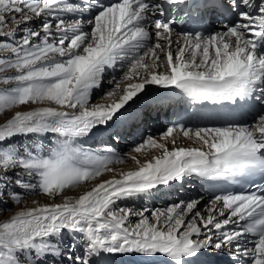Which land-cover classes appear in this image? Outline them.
Instances as JSON below:
<instances>
[{"label": "snow or ice", "instance_id": "6c2138e0", "mask_svg": "<svg viewBox=\"0 0 264 264\" xmlns=\"http://www.w3.org/2000/svg\"><path fill=\"white\" fill-rule=\"evenodd\" d=\"M210 16L222 31L205 34ZM9 23L19 38L5 31ZM177 24L191 27L173 41ZM0 38L10 54L0 58V72L13 70L2 81L10 87L0 90V113L55 105L17 111L0 124V203L55 199L114 172L110 165L123 159L107 145L146 121L169 95L158 89L212 105L221 120L174 123L159 138L141 137L132 152L161 155L144 163L132 156L136 170L0 222V264H122L132 257L217 264L224 256L229 264H264V0H0ZM118 65L122 76L108 79L112 87L98 96L105 102H90ZM177 133L200 146L176 147ZM94 138L105 146L85 148ZM169 139L171 150L160 142ZM236 177L249 182L222 189L203 209L191 198L163 208L119 203L163 195L191 178Z\"/></svg>", "mask_w": 264, "mask_h": 264}, {"label": "bare ground", "instance_id": "6f19581e", "mask_svg": "<svg viewBox=\"0 0 264 264\" xmlns=\"http://www.w3.org/2000/svg\"><path fill=\"white\" fill-rule=\"evenodd\" d=\"M6 20H8V21H10L11 20V16L10 15H8V14H6ZM38 21H34V23H37ZM12 26H14V27H17L15 24H8L7 26H6V28H5V31H8V30H10V28H12ZM21 27V26H20ZM14 30L16 31V33H17V38H19V36L21 35V33H20V31H19V29L18 28H14ZM1 40H5V38H0ZM2 42V41H1ZM4 42V41H3ZM7 42H12L11 40H8ZM0 56H5V59H7L9 56H10V54L8 53H6V50H3V49H0ZM3 53V54H2ZM117 69H118V71H120V70H123L124 71V69L121 67L120 68V65H118L117 66ZM122 71V72H123ZM2 73H4V71L2 72ZM11 74H13V72H12V70H8V72H5V74L4 75H8V76H10ZM122 76V75H121ZM107 85H110V84H107ZM122 87H123V85H122ZM153 88H156L157 86H152ZM103 88H104V85H103ZM103 88L101 89V90H103ZM158 90H161V92H164L165 91V89H158ZM98 91H100V90H94L93 91V96L98 92ZM92 96V97H93ZM92 99V98H91ZM90 102H92V100L90 101ZM105 101H97V102H95V103H104ZM166 102L165 101H163L162 102V104H161V106H163V104H165ZM46 106H53V107H55L54 105H49V104H47V103H45V104H33V105H31V106H24V107H22L20 110H18V111H24V110H33V109H36V108H39V107H46ZM154 107H157V106H155L154 105ZM14 111H12V113H10L9 115H7L6 114V118H4V117H2V120H4L5 119V122L7 121V119H9V118H11V116H13L14 114ZM4 122V123H5ZM147 123H146V121L145 122H143V123H141L139 126H138V128H140V127H145V129L147 128ZM151 130H153V128L151 129ZM152 133V132H151ZM135 134V133H134ZM137 135V134H136ZM132 136V135H131ZM161 136V135H160ZM160 136H157L156 138H159ZM92 140V139H91ZM91 140H88V142H90ZM95 140H97V138H94L93 139V141H95ZM137 140H139V139H137ZM136 140V141H137ZM130 141H131V139H130ZM129 141V142H130ZM87 142V143H88ZM125 142V141H124ZM128 142V143H129ZM160 142H162V143H165L166 145H167V147L171 150L172 149V142H171V139H169L168 141H160ZM45 143H47V141H45ZM175 143H176V147H199L200 146V143L198 142V141H194V140H192V142H189V141H187V138H185V137H183V136H180V135H178V134H175ZM84 145H86V144H84ZM127 145H132L131 143H129V144H127ZM129 146H128V148H129ZM85 148H86V146H85ZM88 148V147H87ZM159 155H161V153H160V151L159 150H155V149H150V150H148L146 153H144V154H136V153H132V152H130V153H128V154H126L125 156L123 155L122 156V159H124V161H126L124 164L122 163V164H120V163H116V164H113V165H110V167L111 168H114L115 169V172H108V173H105V174H103L101 177H99L97 180H95V181H92V182H85V183H83L82 185H80L79 187H77V189H78V191H76L75 193H73L72 195V197L69 195L70 194V192H69V190H65V192H64V194H65V196L66 197H70V198H78L79 197V195H81V194H83L85 191H87V190H89L92 186H94L96 183H99V182H101V181H103V180H107V179H111L112 177H113V175L114 174H119V173H122V172H127V171H131V170H136V168H137V165H136V163L134 162V164L133 163H131V162H129V161H131L132 159H131V157L132 156H136V158L137 159H139L140 160V162L141 163H144L146 160H150V159H152L153 157H155V156H159ZM125 158H126V160H125ZM112 173V174H111ZM190 180V182H191V179H189ZM187 183H188V181L187 182H185L184 184H183V186H184V188L186 187L185 185H187ZM81 190V191H80ZM187 190V189H186ZM198 191V190H197ZM171 192V191H170ZM179 193H180V191H178ZM198 193V192H197ZM44 198V197H43ZM45 199V198H44ZM63 199L64 198H62L60 201H62L63 202ZM138 199L139 198H136L135 199V201H138ZM200 199H202V202L203 203H205L206 202V198H203V197H200ZM45 201H46V199H45ZM51 200L49 199V200H47V202L46 203H48V204H52V202H50ZM135 201H132V200H126V201H120L119 203L121 204V206H124V205H127L128 207H133L132 205H133V203L135 202ZM39 203V202H38ZM45 203V204H46ZM35 204H36V201L32 204V206H35ZM40 204V203H39ZM45 204H40V205H45ZM143 204L145 205V202L142 200V206H143ZM205 205V204H204ZM32 206H30V207H32ZM137 206V205H136ZM142 206L141 207H139V208H142ZM29 207V206H28ZM134 208V207H133ZM223 257H219L218 259H217V261L218 260H220V259H222ZM122 264H140V260H139V258L138 257H132L131 259H129V258H125L124 260H123V262H122Z\"/></svg>", "mask_w": 264, "mask_h": 264}, {"label": "rangeland", "instance_id": "374dc122", "mask_svg": "<svg viewBox=\"0 0 264 264\" xmlns=\"http://www.w3.org/2000/svg\"><path fill=\"white\" fill-rule=\"evenodd\" d=\"M34 23V22H33ZM38 23V22H37ZM11 24V23H10ZM35 24V23H34ZM23 27V25H21V28ZM14 28H17V27H14V26H12V28H10V30H14ZM5 42V40H1L0 39V42ZM7 42V41H6ZM6 53L8 54V52L6 51ZM1 54V53H0ZM3 54V53H2ZM10 57V56H9ZM8 57V58H9ZM0 58H5V56H0ZM8 70H12V69H6L5 71H4V73H2V72H0V90H4V89H6V88H9L10 87V85H6V84H4V83H2V81L6 78V77H8V75H4L5 74V72H8ZM12 72H13V70H12ZM106 73H107V71H106ZM106 73H105V76H106V78H105V83H104V88H103V90H100V91H98L93 97H92V102H97V101H101L100 99H98V96L103 92V91H106L108 88H111L112 87V85H107L108 83H107V80L108 79H110L107 75H106ZM123 74V72L122 73H120V75L118 76V77H120L121 75ZM12 75V74H11ZM159 91H161V90H159ZM55 106V105H54ZM22 107H24V106H18V107H16V108H13V109H11V110H5V112H3V113H0V124H3L4 122H5V119L4 120H2V117H4V118H6V114L7 115H9L10 113H12V111H14V113L15 112H17L18 110H20ZM13 113V114H14ZM135 132H139L138 130H135ZM134 132V133H135ZM149 134H151L153 137H157V136H160V135H162V133H160V134H158V131H153L152 133H149ZM147 136H149V135H147V134H145V133H142L141 135H140V139H141V137H147ZM139 137H138V135H136V138H135V140L133 141V139H131V141L129 142V141H125L124 142V140L123 141H121V144H123V142H124V144L125 145H122V147H125L124 149L122 148V152L121 153H119V154H121V156H125L126 154H128V153H130V152H132L131 151V149L134 147V145H135V143L138 141L137 139H138ZM137 140V141H136ZM95 141H97L96 143H93V142H95ZM95 141H93V139L90 141V142H88V143H90V144H88V143H86V145H84V147L86 146V148L88 147V148H90V149H95L96 147H99L100 145H101V143L99 144L98 142V139L97 140H95ZM131 143V144H133V145H127V144H129V143ZM128 146H129V148H128ZM170 150V149H169ZM118 153V152H117ZM132 153H134V152H132ZM125 160H126V158H125ZM126 161H124V159H123V164L125 163ZM129 162H131V163H133L134 164V161L133 160H131V161H129ZM120 164H122V163H120ZM114 169V168H113ZM114 172H115V169H114ZM112 174V173H111ZM178 186V185H177ZM186 187H185V189H187V191L190 193V192H193V194H192V196H194L195 197V199H198V200H200L201 201V204L199 205V207L201 208V209H203L204 208V206L206 205V203H203L202 202V199H200V197L201 196H199V197H197L196 196V193L198 192L197 191V189L195 188V186H194V184H193V182H192V180H191V182H190V180H188V183H187V185H185ZM17 191H22L21 189H16ZM176 190V187L174 188V189H168V190H165V194H167V196L168 197H172L173 196V198L175 197V198H177V197H179V195H180V193L177 191H175ZM76 191H78V189L77 188H75V189H71V190H69V192H70V196L72 197L73 195V193H75ZM81 191V190H80ZM171 191V192H170ZM169 193H171V194H169ZM46 199V201H45V199ZM66 196H65V194L63 193L62 195H60V196H58V197H56L55 199H52V198H50V197H48V196H45V195H32L31 196V198H29V199H25L23 202H21V203H13L12 201H10V200H8L7 198H5L4 200H3V203H0V222H3V221H6L7 219H9V218H11L12 216H14L15 214H17L19 211H21V210H24V209H26V208H28V206L30 207V206H32V204L36 201V203L37 202H39L40 204H45L46 202H47V200H51L50 202H52V203H61L62 201H60L62 198H65ZM154 197L155 196H152V197H150L149 199H147V200H144L143 198H139L138 199V201H135V200H132V201H135L134 203H133V207L134 208H139V207H141L142 206V200L145 202V205L143 204V206L142 207H145V206H147V207H149L148 206V202L150 201L151 203H152V201H154ZM168 203L169 202H167L166 200L164 201V203H162L159 207H161V208H163V207H165L166 205H168ZM46 204H48V203H46ZM205 204V205H204ZM137 205V206H136ZM158 207V208H159ZM218 259V258H217Z\"/></svg>", "mask_w": 264, "mask_h": 264}]
</instances>
